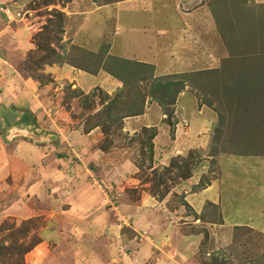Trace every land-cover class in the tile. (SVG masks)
Segmentation results:
<instances>
[{
  "label": "crops",
  "instance_id": "obj_1",
  "mask_svg": "<svg viewBox=\"0 0 264 264\" xmlns=\"http://www.w3.org/2000/svg\"><path fill=\"white\" fill-rule=\"evenodd\" d=\"M167 1H170L172 7L170 13L173 15L178 11L183 25L187 26L185 29L180 28L177 31L164 28L174 26V20L167 16L159 18L150 28L146 27L148 21L140 24L141 20H137L140 23L132 21L124 24L126 27L122 30L123 35L126 30L133 36L132 40L130 37H124L127 44L132 48L136 46L140 49L144 45L147 48V55L128 56L113 50L121 32L120 27L118 29L115 26L113 29L117 30L112 32L111 43L109 42L110 45L103 53L102 60L107 55L135 58V61L151 64L155 76L218 68L219 64L216 62L224 58L221 46L218 45L212 54L202 44L200 53L203 56L199 60L193 56L189 46L190 42L198 41L201 36L212 40L216 39L215 34L218 36L205 0ZM145 2L149 6L142 11L144 17L146 14L166 10L164 0ZM109 3L96 5L92 0H69L60 9L64 16L78 22L79 26L68 36L70 38L67 42L76 46L79 52L88 56L89 53H97L98 50L88 49V46L105 42V35L99 33L104 27L108 30L107 34L112 31L110 23L105 21L106 17L101 20L103 15L100 11L106 9ZM254 3L264 6V0H254ZM195 12L199 14L198 18L195 17ZM140 13L137 12L136 15ZM134 22H137L139 27L134 25ZM16 25L14 31L19 32V25ZM66 27L68 28L67 24L63 28ZM1 29L3 30V27ZM183 30L187 32L186 37L175 38L177 33ZM195 30H199L200 34H195ZM26 32L22 31L23 37ZM27 36L25 48H22L17 45L16 39L13 46L7 45L6 38L0 35V66L9 68L3 72V75L7 73L9 78H0V131L6 144H16L15 148L19 146L24 149L13 156L9 154V158L14 157L17 163L16 171L25 176V191L22 194L26 196L22 199L15 193L14 199L12 195H4L5 201L14 199L9 212L23 217L43 214L41 208L46 212V215L43 214L46 223L38 232L41 240L25 254L31 258V264H200L194 254L198 250L199 237L204 229L209 233L215 227L239 226L264 234V155L218 152L213 157L215 164L209 167L212 157L208 156L207 152L217 117L209 106L200 102V97L194 90L185 85L176 95L170 105L172 116L169 120L156 101L145 99L142 113L122 119L118 131L120 136H110L112 143L108 150L91 149L92 143L89 139L98 140L103 134L99 131V126L84 130L81 120L83 115L77 120L81 122L80 125L66 129V133L70 134L73 140L63 143L64 138L59 130H55L56 133L47 131L38 122L46 119L48 128L54 126V119L50 118L48 113L53 111V98L56 107L65 105L66 102L67 110H64L68 115H62L68 117L67 119L71 112L76 113L72 110L74 107V110L81 108L77 98L66 99L67 89H63L64 84L83 93L98 87L110 95L121 87V82L100 66L94 65L92 70L80 68L76 57L72 58L77 66L68 63L44 64L41 72L48 77L44 84H39L27 75L20 77V73L15 70L20 69L22 65L18 58L33 48L29 35ZM158 38L171 48L172 57L167 55L169 50L165 52L157 45ZM154 39L156 47L152 49L148 43ZM178 40L184 44L179 48L176 47ZM57 52L62 53L61 50ZM199 63L208 65L201 67ZM28 85L31 88L38 86L39 94L34 95L35 93L31 92L30 95H25ZM56 92L57 95L61 94L59 98ZM94 102L96 107L93 109H98L100 104L97 100ZM44 106L47 109L44 110ZM141 127L155 129L151 139V166L167 165L169 158L184 156L189 150L200 154L199 162L190 169V176L172 188L175 194L182 196V200L192 211L186 213L181 204H166L165 198H168V195L157 200L144 192L138 194L139 188L145 185H139L133 175L138 170L135 158L139 156V145L135 140L124 145H114L113 139L122 138L123 141V138L127 137L130 140ZM36 128H40V132H37ZM24 144L30 146L26 147ZM47 145L52 146L46 147ZM87 149L93 162L72 164L68 160L70 151L84 154ZM25 150L28 151L24 153L25 156H20ZM54 150H57V158H51ZM47 155L49 159L45 162L48 166L51 160L56 161L60 168L72 164L70 166L74 168L71 170H76L73 176L65 177V181L63 178L51 181L48 180L51 177L47 179L45 174L43 183L40 180L39 163H45L43 159ZM52 170L57 176L63 175L57 168L53 167ZM77 170H80V173ZM93 173L101 174L100 183L95 175L91 177ZM202 177L203 185L194 186ZM66 185L69 186L68 190L65 189ZM127 189H136V196H130ZM52 205L57 206L54 211L50 209ZM100 224L106 227L107 231L97 236ZM191 227L193 230H189ZM46 236H50L48 240L52 239V244L46 240Z\"/></svg>",
  "mask_w": 264,
  "mask_h": 264
},
{
  "label": "rangeland",
  "instance_id": "obj_2",
  "mask_svg": "<svg viewBox=\"0 0 264 264\" xmlns=\"http://www.w3.org/2000/svg\"><path fill=\"white\" fill-rule=\"evenodd\" d=\"M68 1L69 0H0V6L1 5L7 6L8 8L7 13L8 15H10V17L7 18L3 14V12L0 11V29L1 27H3V30L2 29L0 30V35L3 38L4 37L6 38L7 45L13 46V44L15 43L14 39H16V41H18L17 45L21 46L22 48L23 47L25 48L26 37H28L27 35H29V40L33 44V48L30 49L26 53V55H23V57L18 58L22 62V65L20 66V69L15 68V70L18 73H20V77H24L27 75L23 70L26 67L25 65H27L25 64L26 61L29 60V58L31 60L39 58L46 50V49L44 50L40 48H35V44L39 46H44V47H46L47 44H49L56 51L61 50L62 53H67V54H72V53L76 54V52L78 51V50L76 51L77 49L76 46L67 42L68 39L70 38L68 36H70L73 32H75V29L79 26L78 22L72 21L71 18H67L66 16H64L63 13H58V11L62 9L64 4H66V2ZM92 1L96 5H101V4L110 2L106 6V9L105 8L100 9L103 15V17H101V20L106 17L105 21H108L110 23V26H112L111 27L112 31L108 32L110 36H108L107 34L108 30L106 29V27H104L102 30L99 31V33L101 32L103 35H105V40H104L105 42L98 43V45L95 44L93 46H88V49H96L98 50V52H100V50L101 51L107 50L112 40V32L117 30V28L115 29L113 28L117 26L118 29L120 27L121 32H120V37H118V41H116L115 47L113 49L114 51L120 52L122 54H126L128 56H131V55L142 56L143 54L147 55L146 45H144V47H141L140 49L137 48L136 46L135 48H132V46L128 45L127 41L124 39V37L125 38L130 37L131 40L133 39L131 32H128L125 30V35H123V31H122L123 28L126 27L124 24H127V23L129 24L130 22L132 23V21L141 20V23L137 21L140 24H142V22L145 23L148 21L146 27L150 28L153 25V23L158 21L159 18H162V16L166 18L167 16L169 19L174 20V23H173L174 26L172 27L170 25L171 26L170 28L169 27H164V28L169 29V30L173 29V30L179 31L180 28L185 29L187 27L183 25L181 16L178 13V11L175 12V14L173 13L174 16L170 13L172 7H170V4H169L170 1H167V0H164L163 2V3H166V6H164L166 10L164 11L159 10L158 12H155L154 14H151V15L146 14L145 17L142 14L143 13L142 11L143 10L145 11L146 7L149 6L148 4H146L145 0H92ZM219 2H224V3L227 2L229 10H231L235 6V3L232 0H219ZM219 2L217 3L212 2L213 3L212 7L217 8V5H219L218 4ZM205 3H206V0H205ZM206 6H207L206 8L208 9V11H210V14L212 16L210 5L206 3ZM241 6L242 8H244L243 9L244 14L247 15L246 16L247 21L248 19L249 20L251 19L250 22L254 25V27L260 26L259 28H261L262 25H257L258 24L257 19L259 18L261 19V22L262 21L264 22V6L263 7L258 6L257 4L254 3V0H247L245 4ZM137 12H141V13L136 15ZM146 12H144V14ZM256 12H258L259 17H256ZM16 13H19V15H16ZM48 13L51 16L47 21H45L46 23L45 26H43V28L40 31L35 32V34L33 35H30L29 32L27 31V27L25 24L31 22L32 19H36V18L41 19V17H45ZM194 14L196 18L199 17V14L197 12H195ZM125 20H128L129 22H125ZM137 22H134L136 23L134 25L139 27ZM15 23L19 25V29H20L19 32L14 31L15 26H17ZM66 24L68 25V28L66 27L65 29L63 27L66 26ZM3 25H8V27L6 26L4 27ZM57 26L58 27L61 26L62 30L61 31L60 29L57 30ZM236 29H238V26H236ZM22 31L24 32L27 31L26 32L27 34L25 37H23ZM194 32L195 34L196 33L198 35L200 34L199 30H195ZM155 33L156 35H158L157 32ZM186 33L187 32L185 30L180 31L179 33H177L175 38L176 37L184 38L186 37ZM215 36H216V39L214 38L215 40L209 39L207 37L203 38L201 36L199 37L200 39L198 41L196 40L195 42L189 43V46L191 47V50H192V54L193 56H196V59L199 60L200 57L203 56L200 53V50H201L200 47L202 46V44H204L205 49L210 51L212 54L216 51V49L218 48V45L221 46L222 50L224 51L223 56L224 58H227L228 53L220 40V34L219 36L215 34ZM163 38H164V35H163ZM145 39H146V36H145ZM159 39L161 38L157 39L158 40L156 41L157 45L160 46L161 49L165 52L169 50L167 55H170L172 57L173 54H170L171 48L166 45L167 43L166 44L162 43L161 40ZM155 40L156 39L152 40L151 43H148V46H151L152 49L156 47V45H154L156 44L154 43ZM124 41H126V43ZM181 43L183 42L182 41L180 42L178 40L176 47L179 48L181 47V45H184ZM80 55L81 56H79V60L77 61H81L82 63H85V65H90L91 68L90 67L89 68L93 69L96 59L92 57L91 55L89 56L86 55V53L85 54L81 53ZM261 55L264 57V54H261ZM263 57H260L258 61H252L250 64L247 63L248 65L247 64L238 65L239 67H242V66L245 67L244 73L246 74L247 79H246V82L243 84V87L245 88L248 94L247 96L245 92V96L243 98H239L238 100L236 99V94H235L236 92H233L231 93L232 96L229 95V97H227L226 95L225 97L222 95V92L220 91L222 87L220 86V84H218L217 88L219 89V92H218L219 94L217 93L218 94L217 101L215 100L217 97L212 96L211 94H208L209 95L208 98L203 97L205 100H207L206 101V104H208L207 106H209L214 111V114L216 115V117L221 116V118H219V126L216 130L218 131V134L221 137L220 140L222 139L218 145L222 147L223 150L225 151V152L221 151L223 153L246 155L244 154L246 152L247 153H251V152L257 153L260 151H264V148H263L264 145L263 146L259 145L260 144L259 141L264 139V91H262L264 90V65H261V62H260V60ZM96 58L98 57L96 56ZM127 59L136 60L135 58H127ZM221 59H219L218 62L216 63L221 64V65L225 64L223 65V67L220 68L221 70L224 69V71L221 74H219L217 77L225 78L224 76L227 74L229 69L230 68L233 69L236 65L231 64L230 61H227L226 63V61L224 60L221 61ZM231 62L235 63V61H231ZM206 65L208 64L204 63L202 65L201 63H199V66L201 67H204ZM4 67L6 66H3V67L0 66V78L1 79L4 77L5 79L9 78V75H7V73L5 76L3 75V72L6 71L5 69H9V68H4ZM195 76L196 77H194V79L196 80L201 79L202 81H206L209 78V75L204 76L203 77L204 79H202V77H200L199 75H195ZM216 78L214 79V82L218 83L220 78L219 79H216ZM201 83H202L201 88L203 90H207L208 87H203V82ZM185 85H188L190 90H194L195 93L199 97H201V93L199 94V92L196 91L195 88H193L194 86L187 84V83ZM32 87L34 88H31L29 85L28 87L26 86V90L30 91V93H28V91H25L24 92L25 95L27 94L30 95L31 92L33 94L35 93L34 95L39 94L38 92L39 87L38 86H32ZM67 87L68 86L64 84L63 89H67ZM143 89H144L143 92L147 94L149 87L147 86V87H144ZM34 90L37 92H34ZM94 94H96V96L93 98L94 101L97 99L104 98V94L102 93L98 94V92L96 91L94 92ZM112 94L113 92L111 93V95ZM56 95H57V92H56ZM60 95L61 94H58L57 98H59ZM54 96H55V93H53V97ZM146 96L147 97H145V99L152 98L150 97L149 94ZM210 97L214 100L213 102L210 99ZM68 98L69 97H66V99ZM53 100H54L53 101L54 103L52 104L54 105V108L52 109L53 111L52 112L49 111L48 113H50V118L54 119V126H51V128H48L47 124L49 123L47 122L46 119L39 121L38 124H40L41 126L43 125L47 131L55 132V130H59L60 134L64 138L63 143H66V142L68 143V141L71 139L70 134L66 133V129L68 127L80 125L81 122H77V120L80 119L81 115H83L81 119L83 127L86 124H92V122L98 121L100 120L99 118H101L100 115L98 114L93 115L94 111H96L97 108L92 110L91 106H88V107L84 106L83 108L81 107L82 109L78 108L77 109L78 111L74 110L75 109L74 107L72 110L78 114L76 113L72 114L71 112V115H69V119H67L68 117L66 118V116L62 115V113L67 114V112H65L64 110V109L67 110L66 102H65V105L61 104V106L56 107L55 99L53 98ZM247 100H251L252 102L251 101L247 102ZM89 102H90V99H87L86 104ZM200 102H202V100H200ZM93 103H94L93 105V108H94L96 107V102H93ZM93 103H89V105ZM220 103L221 105L219 106ZM162 108H163V111L166 112L165 114L167 116V119L169 120L172 116L171 107L163 106ZM45 109L47 108L44 106V110ZM84 113H87V114L84 115ZM91 114L93 116H91ZM114 130L115 128H113V130H109L108 135L112 134L111 137L120 136V134H118V130H115V131ZM107 132H108V129H107ZM142 133H145V132H138L135 134L134 137H131L130 139V141L137 140L136 142L138 145L141 146V152H142V154H138L140 155L138 158H135L136 164L138 163L140 166H138L137 172L133 174L135 178L139 181V185L145 184L144 186L139 188L138 194H140L141 192H144L150 196L156 195L155 197H159L165 191L164 195L161 196L160 198L164 199V197L168 195V198H165L167 199L165 202L166 204L170 206L172 204H179L180 202L179 196L175 194V192L172 191V188L175 187V185L179 183V182L175 183V181L178 180L177 179L178 174H180L181 172H177V170L174 168H170V169L166 168V166L170 165L169 161L174 156L169 158L167 165L151 166L150 168L153 170L147 168L148 167L147 165L148 153L146 149L147 142L146 140H144V134ZM0 136H1L0 137V197H2V199L0 200V264H31L30 262L31 258L29 256L28 257L25 256V254L31 249H29L25 253H22L21 248L26 247L27 245H30L36 240L37 242L35 244H37L39 240H41L39 238L38 232H40V228H43L46 223L45 221L46 218L45 216L43 217V214L46 215V212L45 211L43 212V208H41L43 214H40V215L37 214L34 217L33 216L23 217L20 215L17 216V215H14L13 212H9V207L11 206V204L13 203L15 199V193L22 199L26 198V196L22 194L25 191L24 189L25 176L24 175L21 176V173H19V171H16V168L18 167L16 166L17 163L15 162L14 157L9 158L10 157L9 154L13 156L14 153L17 154L20 152V150H24V149L19 148V146L18 148H15L16 144H13V145L6 144L7 142L5 143L2 139L4 137L2 134V131L0 132ZM102 138L98 140L94 139L95 141H93L92 139H89L90 143H92L91 149L98 148V150L99 149L102 150L101 148H107L105 150H108L110 147L108 145L109 138L108 136H104V138L103 139ZM72 140L73 139H71V141ZM254 141L258 143H255ZM113 143L114 145L116 144L124 145L125 143L126 144L129 143V140L127 139V137L123 138V141H122V138H114ZM35 144H38V143H35ZM28 146L30 145L27 144L26 147ZM50 146L52 145H47L46 147H50ZM64 147H62V149H64ZM43 151L46 152V150H43ZM56 151L57 150H54L52 152L54 153V155L52 154L51 158L53 157L57 158L56 156L58 154H56L57 153ZM88 151L89 149H87L84 154L77 153L76 151H72V152L70 151L68 155L69 156L68 160L72 164H78L82 162L83 163L93 162L91 161L92 160V158L90 157L91 154ZM25 152H28V151L26 150L23 151L22 153H20V156H25L24 155ZM41 153L42 152H40V154ZM50 153L51 152H49V155ZM186 155H191V162L195 160L191 153L188 152L184 154V156ZM247 155H250V154H247ZM251 155H264V154H251ZM45 157L46 158L43 160L44 162L45 161L47 162V159H49L47 158L48 155ZM46 162L39 163V171L41 173L40 180H42L43 183H45V181H43V179H45V174H47V179L51 177L48 180L56 179V178H59V179L63 178L65 181L66 179L65 177L73 176V173L76 171L74 169H73L74 171L71 170L72 168H74L70 166L72 164H69V166L67 167L65 166V167L60 168L59 164H57L56 161L55 162H52V160L49 161L48 163L49 166L46 165L47 164ZM171 162L172 163L174 162L177 164L182 163V161L177 160V158H174L173 161ZM210 166H212L211 163L209 164V167ZM53 167L60 170L63 175L57 176V173H53L54 171L52 170ZM49 171L50 173H48ZM77 171L79 172L80 170H77ZM81 175L82 174H80V176ZM94 175L96 176L98 183H100L99 181L101 178V174L99 175L98 173L96 174L93 173L91 174V177ZM56 181H59V180H56ZM60 182H57V184L59 185ZM65 189L68 190L69 186L66 185ZM127 190L130 196L132 197L136 196V189H127ZM4 195L9 196V197L12 195L14 199L10 198L11 200L9 199L8 201H5L3 199ZM47 204L48 202L46 201V205ZM56 207L57 206L53 207L52 205V208L50 209L54 211L53 209H55ZM165 207L167 208L166 205ZM183 209L186 213H188V211H192V209H190L187 204L183 206ZM198 229L202 230L201 228H198ZM189 230H193V227L189 228ZM105 231H107L106 227L100 224L99 231L98 232L95 231V232L97 233L96 235L99 236V235L104 234ZM202 232L203 234H201L199 237L200 242L198 245V250L195 251V254H194L196 260L197 261L199 260L200 264H264V234L263 233L251 231L249 228H246V227H240L238 229H235L234 226L232 227L225 226L223 228L215 227V228H212L209 231V233L206 232V230L204 229V231L202 230ZM48 239H50V236H46V240L51 243L52 239L51 240H48Z\"/></svg>",
  "mask_w": 264,
  "mask_h": 264
},
{
  "label": "trees",
  "instance_id": "obj_3",
  "mask_svg": "<svg viewBox=\"0 0 264 264\" xmlns=\"http://www.w3.org/2000/svg\"><path fill=\"white\" fill-rule=\"evenodd\" d=\"M235 3V6L229 10L227 2H219V0H206V3L210 5L212 16L215 24L216 32L219 36L220 34V40L224 46V48L227 51V58H222V60L230 61L231 64L236 65L233 69L230 68L227 74L224 76L225 78L217 77L219 74H221L224 69H220L225 64H219L218 68L214 69H204L194 72H183V73H174L169 75H163V76H155L153 74V66L148 63L139 62L135 60H129L121 57H113V56H105L104 60H102L103 53L106 51H101L97 53H89L92 57L96 59L95 65L96 67H101L104 71H106L111 76L115 77L121 82V87L118 88L113 92V94L108 95L107 93L103 92L99 88H94L92 91L83 93L79 89H70V87H67V93L66 97H73L77 98L78 105L80 107H88L91 106L93 109L94 105V97L96 94L94 92H98V94H104L103 99H97L98 103L100 104L99 108L94 111V114L100 115L101 118L98 121L92 122V124H86L83 128L84 130H88L94 126H99L100 130L104 136H108L109 143L108 145L111 146V138L110 136L112 134H109V130H115L120 131L121 128V121L123 118L128 116H134L142 113L143 107H144V101L146 95H150V99L148 100H154L157 102V104L162 108L163 106H170L176 97V95L183 89L184 85L190 84L194 86L196 91L201 93L200 100H202V103L206 104V101L203 97L208 98V94H211L212 96H216V101L218 100V92L219 89L217 88V85L220 84L222 89L220 91L222 92V95L226 97L232 96L231 93L236 92V99L239 100V98H243L245 96V88L243 87V84L246 82V74L244 73L245 67H239L238 65H245L250 64L252 61H258L260 57H263L261 54H264V22H261V19H257L258 24L262 25L255 26L250 22L251 19L247 21L246 14H244L243 9L241 5H244L247 0H232ZM212 2H219L217 5V8L212 7ZM230 3V2H229ZM232 7V6H231ZM58 13H63L62 11H58ZM50 14L48 13L45 17H41V19H32L31 22L25 24L27 27V31L30 35L35 34V32L40 31L43 26H45V21H47L50 18ZM256 17H259L258 12H256ZM246 19V20H245ZM60 24V23H58ZM236 26H238V29H236ZM60 31L61 26H57V30ZM47 44L46 47L39 46L35 44V48L40 49H46L44 53L37 59L26 61L24 72L27 74V76L31 77L33 80L37 81L39 84H44L47 82L48 77L44 73L41 72L42 67L44 64H52V63H68L73 66H77L76 62H74V59L72 57H76L77 60H79V56H81V52H79L78 48L76 49V54H67V53H59L57 52L51 45ZM96 56L98 58H96ZM81 60V59H80ZM235 61V63L231 62ZM250 61V62H249ZM79 67L84 70H92L89 68L88 65H85V63H82L81 61H78ZM237 62V63H236ZM261 65H264V57L260 60ZM78 64V63H77ZM247 64V65H248ZM247 69V68H246ZM94 71V70H93ZM195 75H199L204 79L203 77L206 75H209V78L206 81L196 80L194 77ZM259 75V73H258ZM217 77V78H216ZM219 79L218 83L214 82V79ZM249 78V77H248ZM203 87H208L207 90H203ZM149 87L148 93L143 92L144 87ZM228 87V88H227ZM199 89V90H198ZM202 90V91H201ZM201 91V92H200ZM264 91V90H262ZM218 93V94H217ZM234 95V94H233ZM246 92V96H247ZM81 98V99H80ZM87 99H90L89 103L86 101ZM210 99L212 102L214 101L211 97ZM251 101V100H247ZM76 102V103H77ZM252 102V101H251ZM208 105V104H206ZM221 103L219 104V106ZM163 110V108H162ZM165 110V109H164ZM164 114L166 113L163 111ZM91 114V116H93ZM89 117V116H88ZM217 124L214 127V131L211 136L210 145L208 149V156H211L210 159L211 165H214V159L213 157L221 151H224L222 147H220L218 144L220 143V136L218 134V131L216 130L219 126V118L221 116H217ZM102 124H101V122ZM110 128V129H109ZM108 129V132H107ZM114 130V131H115ZM1 132V131H0ZM139 132H145L144 134V140L147 142V168L151 167V159H152V142L151 139L153 138L155 134L154 127H141ZM117 135V134H116ZM102 138V139H103ZM244 139V137H243ZM130 141V140H129ZM137 141V140H136ZM140 142V141H139ZM244 142V141H243ZM255 142V141H254ZM261 146L264 145V139L259 141ZM258 143V142H255ZM262 148V147H261ZM264 148V147H263ZM102 150H105L107 148H101ZM189 153H191L194 157V161L191 162V155H177L171 158L169 161L170 165L166 166V168H174L177 170V172H181L178 174V180L175 181V183L180 182L181 180H184L185 178L190 176V169L191 166L199 162L200 155L195 150H189ZM187 152V153H188ZM225 152V151H224ZM139 154H142L141 152V146L139 145ZM195 154V155H194ZM244 154H264V151L260 152H254V153H244ZM140 156V155H139ZM138 156V157H139ZM174 158H177V160L182 161V163H172ZM199 159V160H198ZM198 160V161H197ZM138 164V163H137ZM140 166L139 164L137 167ZM214 169V168H213ZM153 170V169H151ZM205 177V176H204ZM199 180L197 184L194 186H202L203 185V179ZM208 178V177H207ZM208 180V179H207ZM206 177H205V181ZM165 191L159 196L155 197L157 200H160L161 196H163ZM179 196L180 202L179 204L185 206L186 203L182 200V196L177 194ZM203 218V217H202ZM30 220V219H28ZM235 229L240 228L239 226H235ZM37 242L34 241L30 245H27L26 247L21 248L22 253H25L29 249L34 246V244Z\"/></svg>",
  "mask_w": 264,
  "mask_h": 264
},
{
  "label": "built area",
  "instance_id": "obj_4",
  "mask_svg": "<svg viewBox=\"0 0 264 264\" xmlns=\"http://www.w3.org/2000/svg\"><path fill=\"white\" fill-rule=\"evenodd\" d=\"M0 11L1 12H3V14L7 17V18H9L10 17V15H8V8H7V6H0ZM16 15H19V13H16Z\"/></svg>",
  "mask_w": 264,
  "mask_h": 264
},
{
  "label": "water",
  "instance_id": "obj_5",
  "mask_svg": "<svg viewBox=\"0 0 264 264\" xmlns=\"http://www.w3.org/2000/svg\"><path fill=\"white\" fill-rule=\"evenodd\" d=\"M36 131H37V132H40V128H36Z\"/></svg>",
  "mask_w": 264,
  "mask_h": 264
}]
</instances>
